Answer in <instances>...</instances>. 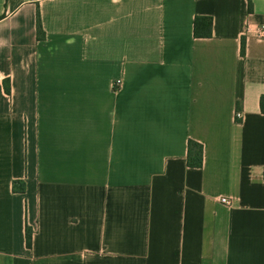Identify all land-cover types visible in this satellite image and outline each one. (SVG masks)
I'll list each match as a JSON object with an SVG mask.
<instances>
[{
    "label": "crops",
    "instance_id": "obj_1",
    "mask_svg": "<svg viewBox=\"0 0 264 264\" xmlns=\"http://www.w3.org/2000/svg\"><path fill=\"white\" fill-rule=\"evenodd\" d=\"M249 23L264 0H0V264H264Z\"/></svg>",
    "mask_w": 264,
    "mask_h": 264
},
{
    "label": "trees",
    "instance_id": "obj_2",
    "mask_svg": "<svg viewBox=\"0 0 264 264\" xmlns=\"http://www.w3.org/2000/svg\"><path fill=\"white\" fill-rule=\"evenodd\" d=\"M9 4V0H8ZM18 7V6H17ZM15 7L14 9H16ZM12 9V8H11ZM12 9V10H14ZM201 21H204L202 18H197L195 22V26H199ZM38 37L40 39H43L45 37V34L42 29V25L40 22V17L38 14ZM206 32L208 36H211V22L209 21L208 24L206 25ZM197 34V31H196ZM261 109L262 112L264 113V96L261 99ZM203 146L199 143H196L194 141L189 142V147H188V166L192 168H202L204 164V156H203ZM13 190L14 192H20L24 193L26 190V185L23 181H15L13 183ZM26 238H27V246L31 247L32 243V230L27 228L26 231Z\"/></svg>",
    "mask_w": 264,
    "mask_h": 264
},
{
    "label": "built area",
    "instance_id": "obj_3",
    "mask_svg": "<svg viewBox=\"0 0 264 264\" xmlns=\"http://www.w3.org/2000/svg\"><path fill=\"white\" fill-rule=\"evenodd\" d=\"M245 37L248 39L250 37L256 38L257 40H264V24H251L249 23L246 32H245ZM120 83V81H118ZM236 118L241 119L242 118V113L240 111L236 112ZM221 202L226 205H230L231 201L230 199L226 197L221 198Z\"/></svg>",
    "mask_w": 264,
    "mask_h": 264
},
{
    "label": "rangeland",
    "instance_id": "obj_4",
    "mask_svg": "<svg viewBox=\"0 0 264 264\" xmlns=\"http://www.w3.org/2000/svg\"><path fill=\"white\" fill-rule=\"evenodd\" d=\"M27 1H30V0H9V5L12 9H14L15 7Z\"/></svg>",
    "mask_w": 264,
    "mask_h": 264
}]
</instances>
